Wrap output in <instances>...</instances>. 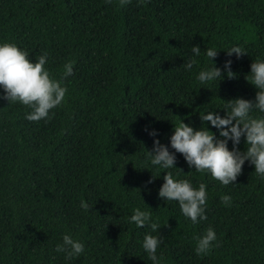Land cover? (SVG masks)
I'll list each match as a JSON object with an SVG mask.
<instances>
[{
	"label": "trees",
	"instance_id": "16d2710c",
	"mask_svg": "<svg viewBox=\"0 0 264 264\" xmlns=\"http://www.w3.org/2000/svg\"><path fill=\"white\" fill-rule=\"evenodd\" d=\"M0 40L33 59L47 51L54 78L74 61L50 118L26 120L27 106L0 100V264H151L140 246L150 230L126 222L136 207L160 225L163 264H264V179L247 160L228 185L189 168L180 153V171L140 168L152 146L145 129L167 146L177 116L198 128L200 109L223 115L224 101L253 98L245 79L251 60L264 58V0H0ZM192 45L201 56L185 70ZM232 45L245 53L226 55ZM213 46L222 78L201 85L194 77ZM236 147H246L243 136ZM162 171L205 183L204 221L192 224L176 201L157 196ZM208 226L219 243L196 255L193 237ZM66 231L85 245L72 261L53 251Z\"/></svg>",
	"mask_w": 264,
	"mask_h": 264
},
{
	"label": "clouds",
	"instance_id": "9594fccd",
	"mask_svg": "<svg viewBox=\"0 0 264 264\" xmlns=\"http://www.w3.org/2000/svg\"><path fill=\"white\" fill-rule=\"evenodd\" d=\"M126 3L127 0H118L119 6ZM217 49L220 48L213 46L203 50L206 61L194 77L201 85L212 82L216 84L222 78L221 68L213 66V60L210 59L217 55ZM225 52L226 55L235 53L237 57L245 53L239 45H232ZM199 56L201 47L192 45L190 54L184 59L183 68L191 69L196 62L195 58ZM47 57V51L42 50L39 56L30 58L29 52L15 42L0 40V100L6 101L7 104L19 103L27 106L30 111L25 112L24 118L29 121L51 117L50 109L63 103L65 99L67 88L63 82L64 78L73 72L74 61L67 59L62 64L59 78H54L45 66ZM230 64L231 60L223 62L224 75L228 78L234 76ZM247 74L245 80L255 89L252 99L236 97L224 101L218 107L223 109V115L206 107L200 109L198 118L201 124L198 128L184 123L177 116L167 138V146L159 141L155 129H145L152 137V146L150 150H145L142 161L144 166L140 168L148 169L147 166L151 165L162 170L175 168L180 171L174 167L175 153H180L189 168L196 172L208 173L221 185L233 184L246 160L253 166L255 174L264 179V58L252 59ZM205 121L217 130L215 137L204 125ZM242 136L246 147L241 151L236 145ZM229 141L231 148L228 147ZM169 148L174 151H169ZM162 172L163 182L157 190V196L164 200L176 201L181 215L192 224L204 221L207 201L205 183L200 182L194 187L187 178H177L171 171ZM219 200L224 206H228L231 197L221 194ZM80 207L88 209L89 205L81 200ZM150 216L148 207H136L132 209L126 222L136 227L147 225L150 231L143 234L140 246L151 264H163L162 255L157 253L163 239L158 233L160 225L152 222ZM193 240V251L196 255L207 254L219 243L211 226L204 228ZM84 250L83 241L67 231L61 233L60 240L53 247L54 252L63 253L66 261L79 257Z\"/></svg>",
	"mask_w": 264,
	"mask_h": 264
}]
</instances>
